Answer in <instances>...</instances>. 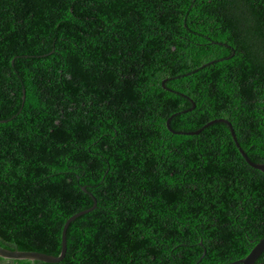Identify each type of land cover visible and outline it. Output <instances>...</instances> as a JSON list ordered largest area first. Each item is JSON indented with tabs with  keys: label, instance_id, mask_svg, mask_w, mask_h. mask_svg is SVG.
<instances>
[{
	"label": "trees",
	"instance_id": "16d2710c",
	"mask_svg": "<svg viewBox=\"0 0 264 264\" xmlns=\"http://www.w3.org/2000/svg\"><path fill=\"white\" fill-rule=\"evenodd\" d=\"M173 114L264 163V0H0V247L58 256L94 197L52 264L244 258L264 173Z\"/></svg>",
	"mask_w": 264,
	"mask_h": 264
},
{
	"label": "water",
	"instance_id": "95a60500",
	"mask_svg": "<svg viewBox=\"0 0 264 264\" xmlns=\"http://www.w3.org/2000/svg\"><path fill=\"white\" fill-rule=\"evenodd\" d=\"M24 98V97H23ZM195 107V104L193 103L192 107L189 108V111L192 110ZM186 112V111H183ZM177 114H173L170 116L166 121V128L173 134L177 135H198L201 131H203L204 128L215 124V123H223L226 124L229 128L230 135L232 137V140L235 143V146L237 147L239 153L245 160V162L252 168L257 169L264 173V163H254L250 161V159L247 157L246 153L240 148L239 143L237 142L236 135L234 133V130L232 128L231 123L223 118H218L209 121L205 125H203L200 129L196 131H189V132H181V131H174L170 127V120L172 117H174ZM1 122V121H0ZM85 191V189L83 188ZM93 205L85 210L79 211L72 216H70L64 223L62 232H61V251L58 256H52L45 253L40 252H33V251H18V250H9L3 247H0V264H10V260H29V261H39L42 263H58L62 261L66 255V232L67 228L70 225L71 222H73L76 218L83 216L84 214H87L95 209L96 207V200L94 197H92ZM264 252V237L258 241L254 245V247L251 249V251L242 259H239L237 261L232 262L231 264H254L257 258ZM205 253V252H204ZM204 256V254H203Z\"/></svg>",
	"mask_w": 264,
	"mask_h": 264
}]
</instances>
